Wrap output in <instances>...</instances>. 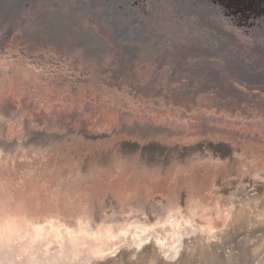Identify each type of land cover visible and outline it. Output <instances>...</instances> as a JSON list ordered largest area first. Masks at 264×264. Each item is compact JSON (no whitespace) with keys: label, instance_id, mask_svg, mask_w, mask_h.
Instances as JSON below:
<instances>
[{"label":"bare ground","instance_id":"6f19581e","mask_svg":"<svg viewBox=\"0 0 264 264\" xmlns=\"http://www.w3.org/2000/svg\"><path fill=\"white\" fill-rule=\"evenodd\" d=\"M121 2L126 4L122 18L138 26L148 22L144 44L151 62L177 66L175 58L155 53L156 38L166 34L165 28L170 38L188 43L192 50L184 49L187 54L210 58L202 57L190 64L189 80L180 79L179 70L175 69L177 73L173 75L168 69L157 76L150 88L142 85L131 89L116 82L110 105L133 110L125 123H114L121 126L91 125L74 112L56 113L53 121L47 116L46 121L15 117L0 121V264H264L260 239L237 235L238 227L251 226L259 218L260 207L264 208L260 197L256 200L245 195L252 192L254 183H264V160L220 141L212 143L204 137L191 141L197 137L182 132L183 120L168 116L169 112L175 117L183 113L185 118L189 111H208L209 116L200 117L203 121L217 120L260 131L264 138V116L254 110L256 107L222 106L211 94L213 85L221 82L215 79L214 70L225 59L226 49L232 54L238 50L228 49L232 42L225 31L216 29L209 17L205 19L208 14L203 8L199 13L194 11L191 0ZM186 7L193 11L185 13ZM58 13L59 10L54 12ZM199 19L206 21L208 31L202 30ZM53 23L66 40L54 34V39L47 41L48 47L58 42L64 50L60 55L77 48L96 55L90 63L64 56L59 67L77 65L76 73L84 78L115 67L116 59L107 44L92 43L95 39L91 27L64 26L66 20L59 18ZM60 26L67 29L60 30ZM42 43H35L34 49L43 50L46 44ZM33 54L36 52L29 53L28 59L37 58H29ZM36 61L29 62L34 67ZM202 67L210 70L207 75L212 81L207 82L201 73L197 76L195 69ZM46 72L50 74L51 69ZM59 72L55 68L54 74ZM250 76L257 83L264 82L257 78L260 76ZM40 80L51 82L43 76ZM52 96L55 107L75 101L72 97L63 100L58 92ZM139 114L143 117L139 118ZM203 155L220 156L223 163L212 165L210 162L216 160L205 161ZM123 163L131 165V173L116 167ZM116 172L120 179L115 177ZM162 179L183 187L180 204L158 207L152 217L149 214L145 218L117 219L116 213H110L115 217L111 220L103 216L106 209L123 208L129 200H113L107 194L112 187H123L126 180L134 187L143 181L153 184ZM202 181L209 182L199 186ZM213 182H218L215 184L221 192L205 196L203 187H213ZM179 188L175 187V191ZM130 195L135 213L140 209L152 211V204Z\"/></svg>","mask_w":264,"mask_h":264},{"label":"water","instance_id":"95a60500","mask_svg":"<svg viewBox=\"0 0 264 264\" xmlns=\"http://www.w3.org/2000/svg\"><path fill=\"white\" fill-rule=\"evenodd\" d=\"M30 1L5 0L2 3L0 0L1 122H6L13 117L20 120L27 118L30 121L35 119L46 121L45 116L53 118L51 120L53 121L56 113L74 112L78 119L91 125L121 126L114 123H125L124 121L132 115L133 110L128 107L110 105L112 86L117 85L116 82L128 88H138L142 85L150 88L156 81L157 76L167 72L168 69L169 73L173 75H176V71L179 70L178 77L189 80L190 77L192 78L188 75L190 71L192 72L190 64L202 57L210 58L206 55L193 56L187 54L184 49L192 50L188 47V43L176 41L173 37L170 38L167 34L169 33L168 30L165 28L166 34H159L156 38L158 46H155V53L171 59L175 58L178 62L177 66L175 67V64L169 62H166V65L151 62L149 57H146V43L144 44L145 39L147 40L148 28H150L147 26L148 22L146 25L140 23L138 26L136 23L122 18V15L126 14L124 12L125 6H123L126 4H122V0H33V3ZM130 1L126 0V2ZM191 2V8L194 11L199 13L200 9L203 8L202 10H205L208 14L205 19L209 17L211 19L209 20L210 23L216 29L221 28L225 31V36L232 42L228 49L238 50L235 54H232L226 49L225 59L222 61L219 59L221 61L219 68L214 71L216 72L215 79H221V82L213 85L211 93L213 98L218 97L217 101H220L219 103L222 106L225 104V106L238 105L241 108H245L243 106L256 107L257 110H254L264 116V112L261 111L264 109V82L257 83L258 81L250 76V74L260 76L257 78L264 80V0H191ZM120 9L122 10L120 11ZM192 9L186 7L183 11L190 13V11H193ZM57 10L60 13L54 14ZM193 17L196 18V16ZM199 17L202 19L201 16ZM58 18L66 20L64 26L78 27L75 24H82L91 27L94 30L93 37L95 39V42L92 41V43L103 44L104 46L107 44L109 53L116 59L115 67L98 73L96 71L98 68H96V76H86V78L82 74L76 73L74 67L77 68V65L69 69L59 67L63 63L64 56L78 58L90 63L92 58L93 60L96 59V55H94L95 52L88 53V51L80 50V48L68 51L67 55H60L64 50L61 45H58V42L56 45L51 44L48 47L47 41L54 39V34L60 33L56 31L57 27H53L54 19ZM200 19L198 24L203 31H208L206 21ZM194 21L196 20L194 19ZM59 29L66 30L67 28L60 26ZM58 38L66 40V35L59 34ZM39 41L46 44L43 50L34 49L33 47ZM53 47L54 51L52 50ZM17 50H19L18 53ZM31 52H36V55L33 54L29 58L34 56L37 58L28 59L27 55ZM54 53L57 56H54ZM34 59H37V61L33 67V63L30 64L29 61ZM211 59L214 58L211 57ZM55 63L56 66H54ZM183 65L188 66L184 67ZM105 66L108 67L107 64ZM55 68L60 72L54 74ZM50 69L51 73L49 74L46 71ZM200 69H195V71H198L197 76L201 73L200 75L207 79V82L212 81L209 78L210 76L207 75L210 70L206 71L207 68L205 67ZM36 76L37 80L35 81ZM42 76L50 78L51 82L42 83L40 80ZM197 79L201 81L200 78ZM54 84L57 86L56 89H54ZM26 88L30 91L24 92ZM53 89L55 92L60 93L65 101L70 97L75 98L74 104L55 107L52 100L54 98L52 95L55 93ZM169 113L170 118L183 120L184 128L182 132L187 135H196L197 138H191V141L198 142L201 137L212 140L210 141L212 143L220 141L237 151L252 154L255 155V158L264 160V138L260 137V131L234 126L229 123L221 124L217 120L207 119L203 121L200 118L203 114L205 117L211 114V112L203 110L199 112L189 111L186 115L188 117L185 118L183 113L177 114L179 117H175L171 112ZM121 117H123V120H121ZM138 117L142 118L143 115L139 114ZM122 125L126 127L125 124ZM219 157L203 155L202 159L205 161L208 159L216 160L210 162L214 165L223 163L219 161ZM116 167L122 168L124 172L128 171L131 165L123 163ZM110 171L111 169L109 173ZM115 177L120 179L117 172ZM197 178L196 181L200 179V176ZM164 179L153 184L149 181H143L134 187H130L126 180L123 182V187H120L121 184H118V187H112V191H107V194L112 195L113 200L129 198L126 202L127 207L106 209L103 216L108 215L107 218L111 220H115V217L110 216V213H116L117 219L123 216L130 219L131 217L135 218V216L145 218L149 214H151L149 217H152L157 213L156 209L158 207L168 206L170 203L172 205L180 204L184 194L183 187L175 186L172 184V180L164 181ZM207 182L209 181H202L199 186L207 185ZM215 183L218 182H213V187H209V185L203 187L206 191L205 196L213 197L221 192L220 189H217ZM175 187L181 188L177 192ZM252 187H254L252 192H247L245 195H251L256 200L260 197L259 200L264 202V183H254ZM132 193L139 199L142 198L147 204H152V211L140 209L138 213H135L134 207L136 206L131 202L134 200L131 199L133 195L130 194ZM176 199L178 201H175ZM260 208V215H257V218H259H256L257 220L251 226L245 228L239 226L237 235L242 238L248 236L260 239L258 245L262 251L260 257H263L264 208ZM125 210H131L132 213L128 214ZM107 218L104 220L107 221ZM135 256L139 258H136V260L142 259L141 255Z\"/></svg>","mask_w":264,"mask_h":264}]
</instances>
